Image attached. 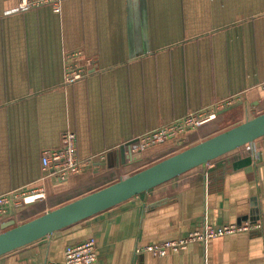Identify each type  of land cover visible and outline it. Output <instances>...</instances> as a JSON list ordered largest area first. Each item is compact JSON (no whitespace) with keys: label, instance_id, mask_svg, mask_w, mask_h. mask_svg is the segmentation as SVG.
<instances>
[{"label":"crops","instance_id":"0c3cea01","mask_svg":"<svg viewBox=\"0 0 264 264\" xmlns=\"http://www.w3.org/2000/svg\"><path fill=\"white\" fill-rule=\"evenodd\" d=\"M20 2L0 0V194L23 193L0 232L264 112V0H64L60 11ZM194 112L212 116L162 143H131ZM68 130L87 163L59 180L41 157ZM248 146L0 264H60L66 246L92 237L94 264H264V136ZM229 224L249 229L164 255L144 250Z\"/></svg>","mask_w":264,"mask_h":264},{"label":"water","instance_id":"95a60500","mask_svg":"<svg viewBox=\"0 0 264 264\" xmlns=\"http://www.w3.org/2000/svg\"><path fill=\"white\" fill-rule=\"evenodd\" d=\"M263 136L264 112L24 223L7 222L0 232V256L121 204Z\"/></svg>","mask_w":264,"mask_h":264},{"label":"built area","instance_id":"2783aa9c","mask_svg":"<svg viewBox=\"0 0 264 264\" xmlns=\"http://www.w3.org/2000/svg\"><path fill=\"white\" fill-rule=\"evenodd\" d=\"M64 0H21L19 9L35 8L42 5H51L56 11L61 10ZM90 62V61H89ZM80 77V71H72L69 77ZM219 105H214L212 109L216 110ZM212 116V115H211ZM201 112H194L176 119L166 125L153 129L146 134L139 136L134 140L136 146L145 148L166 140L174 138L185 133L191 128L198 127L207 117ZM249 144L245 145L247 148ZM41 162L43 167L48 170V175L59 180H65L72 174L81 171L83 165L87 161H82L78 158L77 137L72 131H65L62 134V145L58 148L47 149L42 153ZM212 160L205 164L211 165ZM23 196L22 191H10L0 194V217L3 216L11 204L17 205L20 203V198ZM28 197L25 196L24 199ZM249 229V225L229 224L222 227H214L206 225L203 230L190 233L188 236L164 241L155 245H148L144 250L153 251L155 254L164 255L169 250H180L186 248L188 243L195 240H207L211 237H216L224 234H230ZM65 259L60 264H94L97 259V243L95 238H89L81 243L71 244L65 248Z\"/></svg>","mask_w":264,"mask_h":264},{"label":"rangeland","instance_id":"374dc122","mask_svg":"<svg viewBox=\"0 0 264 264\" xmlns=\"http://www.w3.org/2000/svg\"><path fill=\"white\" fill-rule=\"evenodd\" d=\"M90 61V60H89ZM217 109H220V106H219V108H217ZM217 109L215 110V111H217Z\"/></svg>","mask_w":264,"mask_h":264},{"label":"trees","instance_id":"16d2710c","mask_svg":"<svg viewBox=\"0 0 264 264\" xmlns=\"http://www.w3.org/2000/svg\"><path fill=\"white\" fill-rule=\"evenodd\" d=\"M42 6H45V5H42ZM51 6V5H50ZM37 7H40V6H37Z\"/></svg>","mask_w":264,"mask_h":264}]
</instances>
